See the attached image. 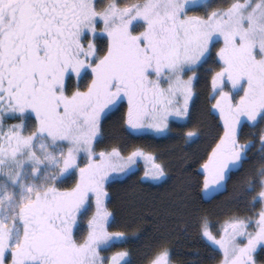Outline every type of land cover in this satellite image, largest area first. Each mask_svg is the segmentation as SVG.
Masks as SVG:
<instances>
[{"label":"snow or ice","instance_id":"snow-or-ice-1","mask_svg":"<svg viewBox=\"0 0 264 264\" xmlns=\"http://www.w3.org/2000/svg\"><path fill=\"white\" fill-rule=\"evenodd\" d=\"M210 7L211 0L102 7L0 0V264H173L164 234L150 236L138 256L101 255L141 239L111 231L118 221L107 203L110 174L134 175L142 157L152 161L142 182L167 177L142 149L125 157L117 147H96L102 120L125 102L130 135H164L173 121L186 127L198 71L210 60L218 66L211 114L223 131L201 164L204 198L227 191L236 175L237 201L253 211L229 216L217 233L204 221L206 254L197 251L188 264L217 257L218 264H264V0H227L190 14ZM6 119L19 123L5 127ZM245 128L252 139L241 143ZM183 138L195 143L200 132L188 128Z\"/></svg>","mask_w":264,"mask_h":264},{"label":"trees","instance_id":"trees-1","mask_svg":"<svg viewBox=\"0 0 264 264\" xmlns=\"http://www.w3.org/2000/svg\"><path fill=\"white\" fill-rule=\"evenodd\" d=\"M226 2L211 0L209 9H194L190 14H205L210 9L224 6ZM215 51L214 48L213 58ZM215 70H218V66L211 60L199 69V79L195 85L196 99L191 108V121L186 127L184 123L172 122L170 131L160 137L150 134L130 135L123 122L127 111L126 102L119 111L107 114L102 120L104 139L98 144L97 152L117 147L127 156L139 148L152 153L166 172L167 178L160 183L142 182L143 173L140 169L135 170L134 175L110 181L106 186L109 210L118 221V226L111 231H126L128 234L139 232L141 235L140 240L122 245L124 249L131 250L134 256L140 255L150 236L164 234L170 240L173 263L188 264L197 260V251L201 255L206 254L201 232L204 221L217 232L219 224L229 216L243 218L252 214L253 210L237 201L240 181L236 175L228 181L224 194L208 203H204L202 197V177L198 175V169L223 131L219 119L211 114L214 100L209 99L212 92L211 76ZM188 128H196L200 132L197 142H185L183 134ZM252 131L244 129L241 143L252 139ZM256 140L258 143V136ZM259 208L258 204L255 210ZM219 258L206 264H218ZM258 260H264V257H258Z\"/></svg>","mask_w":264,"mask_h":264},{"label":"rangeland","instance_id":"rangeland-1","mask_svg":"<svg viewBox=\"0 0 264 264\" xmlns=\"http://www.w3.org/2000/svg\"><path fill=\"white\" fill-rule=\"evenodd\" d=\"M95 2L97 3V6L98 7H102L103 5H104V3H106L107 2V0H95ZM126 2H133V0H126ZM212 5V4H211ZM213 10V9H212ZM210 11H211V9H210ZM201 12H199V13H197L198 15H204V13H201ZM197 14H192V15H197ZM220 45H217V48L219 47ZM218 115V114H217ZM6 120H8V119H6ZM173 123H183L182 121H173ZM153 135V136H156V137H160V136H162V135H156V134H154V133H151V132H149L148 133V135ZM165 135V134H164ZM145 152V151H144ZM146 153V152H145ZM146 154H149V153H146ZM123 155V154H122ZM150 155L151 156H153V154L152 153H150ZM123 156H125V155H123ZM128 156V155H127ZM126 157V156H125ZM153 157H155V156H153ZM155 163H157L156 162V159H155ZM151 165H152V161H149V160H146V159H144V158H142V157H138L137 158V163H136V165L134 166V168H135V170H142V173H143V176H144V173H145V170L146 169H151ZM125 177V175L123 174V173H120V172H114V173H111L110 174V180L108 181V183L110 182V181H114V180H119V179H121V178H124ZM149 182H151V181H149ZM108 183H106V185H105V189H106V186L108 185ZM108 202V201H107ZM224 222V221H223ZM223 222L222 223H220L219 224V226H218V230H217V232L220 230V228H221V226H222V224H223ZM209 225V224H208ZM209 228H210V226H209ZM210 230L213 232V233H217V232H214L213 231V229H211L210 228ZM84 234H86V232H84ZM122 247V245H119V244H117L115 247H113V248H111L109 251H107V252H102L101 253V255L102 256H104V257H109V256H111L112 255V253H114V252H116V251H121V250H126V249H124L123 247ZM174 264V263H173Z\"/></svg>","mask_w":264,"mask_h":264},{"label":"flooded vegetation","instance_id":"flooded-vegetation-1","mask_svg":"<svg viewBox=\"0 0 264 264\" xmlns=\"http://www.w3.org/2000/svg\"><path fill=\"white\" fill-rule=\"evenodd\" d=\"M214 55H215V52H214ZM73 83H75V81H73ZM215 101H213V103H214ZM218 119H219V115H215ZM219 121H220V119H219ZM221 122V121H220ZM16 123H19V121L18 120H15V119H8V120H5L4 121V124H5V127H8V126H10V125H12V124H16ZM221 125H222V122H221ZM222 130H223V125H222ZM98 146V145H97ZM96 149H97V147H96ZM83 166V165H82ZM86 223H87V217H85L84 218V221H83V224H84V232H86Z\"/></svg>","mask_w":264,"mask_h":264},{"label":"water","instance_id":"water-1","mask_svg":"<svg viewBox=\"0 0 264 264\" xmlns=\"http://www.w3.org/2000/svg\"><path fill=\"white\" fill-rule=\"evenodd\" d=\"M198 175L202 177V186H203V172H202L201 167L198 169ZM225 192H226V191H225ZM225 192H223L222 194H224ZM222 194H219V195H222ZM217 196H218V195H217ZM217 196H216V197H217ZM202 197L204 198L203 190H202ZM216 197H215V198H216ZM215 198H214V199H215ZM212 200H213V199H205V198H204V203L211 202Z\"/></svg>","mask_w":264,"mask_h":264}]
</instances>
